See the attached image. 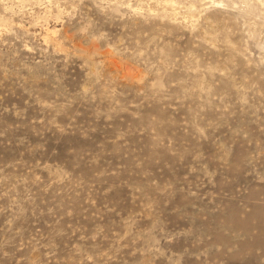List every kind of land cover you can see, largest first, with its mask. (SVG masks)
<instances>
[{"label": "rangeland", "instance_id": "obj_1", "mask_svg": "<svg viewBox=\"0 0 264 264\" xmlns=\"http://www.w3.org/2000/svg\"><path fill=\"white\" fill-rule=\"evenodd\" d=\"M0 264H264V0H0Z\"/></svg>", "mask_w": 264, "mask_h": 264}]
</instances>
